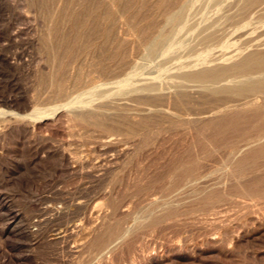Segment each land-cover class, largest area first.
Returning a JSON list of instances; mask_svg holds the SVG:
<instances>
[{
    "label": "rangeland",
    "instance_id": "rangeland-1",
    "mask_svg": "<svg viewBox=\"0 0 264 264\" xmlns=\"http://www.w3.org/2000/svg\"><path fill=\"white\" fill-rule=\"evenodd\" d=\"M184 1L180 8L182 0H143V5L132 0L135 8L118 16L108 32L101 11L94 10L95 2L81 1L92 10L84 16V25L72 27L64 12L56 19L52 64L43 43L46 23L39 0H0V110L21 115L20 119L0 114V264H264V111H233L238 102L228 98L232 106L220 116L197 104L194 80L179 78L191 70L192 62L206 58L184 42L216 30H222L227 44L244 38L264 41V18L254 12L241 24L226 20L214 26L234 0ZM182 11L183 24L169 47H158L156 52L145 49L151 35L169 28L167 18ZM128 20L134 29L127 28ZM51 71L65 90L56 103L51 96L55 85L48 83ZM152 73L169 92H183L177 98L189 99L192 105L180 113L166 103L151 105L145 99L158 93L144 87L153 83ZM83 76H89L88 80ZM246 76L251 78L247 82L259 80L253 73ZM235 77L223 78L219 86L246 82ZM92 81L100 87L85 91ZM70 87L75 88L72 95L67 92ZM120 96L131 98L128 109L120 112L122 116L106 109L103 118L106 124L118 122L121 131L72 120L70 113H78L74 110L86 111L91 108L88 104L94 106L102 97L108 101ZM68 99L82 106L72 101L71 108L52 116L53 107ZM132 113L147 118L137 135L123 132ZM165 114L175 120L166 119ZM140 210L148 211L151 218L137 219Z\"/></svg>",
    "mask_w": 264,
    "mask_h": 264
},
{
    "label": "bare ground",
    "instance_id": "bare-ground-1",
    "mask_svg": "<svg viewBox=\"0 0 264 264\" xmlns=\"http://www.w3.org/2000/svg\"><path fill=\"white\" fill-rule=\"evenodd\" d=\"M81 1H88L91 2V0H39V9L42 11V16L43 17V20H45L44 23H46V28L44 30V34L45 35V39L43 38V36H41L44 40H43V43L44 45L46 46V50H48L49 54H50V62L53 64L56 59L55 58V53L53 52V46H54V42L52 41V38L55 36L54 33H56V31L58 30L57 28V22H56V19L57 17L62 13V16H63V12H64V15L65 17H67V23L70 22L71 26L75 27V26H79L81 27L82 25H84L86 23V21L84 22L83 18L84 16L88 14L89 11H92V10H89L88 11V7L87 5L84 6L82 4ZM132 0H92V2H95V8L94 10H100L101 11V15L104 19V22L103 23H106L105 24V32H108L107 30H110V28L118 21L117 20V17L118 16H122V13H125L127 12L129 9L133 8L135 5L131 2ZM140 2L143 1V0H139ZM157 1V0H156ZM173 1H178V0H173ZM197 1V0H196ZM211 1V0H210ZM228 1V0H227ZM30 2V0H29ZM187 1H184L182 0V2L180 3V8H183L185 6ZM202 2V1H201ZM208 2V1H207ZM217 2V0H216ZM222 2V0H221ZM142 3V2H141ZM155 3V1L153 2ZM215 3V2H214ZM220 2L216 3L219 4ZM226 3V2H225ZM224 3V4H225ZM167 4V2L165 1V5ZM208 4V3H207ZM89 5V3H88ZM139 7L141 4H138ZM143 5V3H142ZM153 5V4H152ZM164 5V6H165ZM193 5V4H192ZM163 4H160L159 7L160 8H164ZM167 6V5H166ZM165 6V7H166ZM87 7V8H86ZM138 7V8H139ZM193 7V6H191ZM190 7V8H191ZM221 7V6H219ZM92 8V6H91ZM90 8V9H91ZM135 8V7H134ZM137 8V10H138ZM189 8V9H190ZM93 9V8H92ZM140 9V8H139ZM219 9V8H217ZM135 10V11H137ZM145 10H148L145 8ZM183 10H186L185 8ZM141 11V10H140ZM155 11V10H154ZM161 11V10H160ZM164 11V9H163ZM167 11V10H166ZM216 11V10H214ZM218 11V10H217ZM216 11V13H217ZM185 11H182L181 13L177 14V15H173L171 17H168L167 18V21H171V24L169 26V28L164 31V32H157V33H152L153 35H151L150 37V40L147 41V45L145 47V49H148V50H151L153 52H156L157 51V48L158 47H162V46H165L167 47L172 41V37L176 36L175 34L179 31V29L181 28V25L183 24V20H184V13ZM220 12V11H219ZM257 13L260 15V18L263 19L264 18V0H234L231 5L228 6V9L226 11V14L225 15H222L220 16L218 19L215 20L214 22V26H219V25H222L226 20H231L235 25H238V24H241L243 23L247 17L251 14V13ZM135 12H133L134 14ZM139 13V12H138ZM136 12V14H138ZM161 13V12H160ZM163 13V12H162ZM204 13V12H203ZM215 13V14H216ZM218 14V13H217ZM216 14V15H217ZM220 14V13H219ZM222 14V13H221ZM99 15V14H98ZM166 15V14H165ZM203 15V14H202ZM202 15L200 17H202ZM206 15V14H205ZM256 15V14H255ZM85 16V17H86ZM120 16V17H121ZM156 16V15H154ZM94 17V16H93ZM130 18L132 17L133 19V15L132 16H129ZM141 17H142V14H141ZM160 17V16H158ZM60 18V16H59ZM100 18V17H99ZM146 18V17H145ZM148 18V16H147ZM63 18H61V21H62ZM94 19V18H92ZM139 21H141L140 18H138ZM143 19V18H142ZM42 20V21H43ZM88 20V19H87ZM131 20V19H130ZM128 20V21H130ZM145 20V19H144ZM201 20V19H200ZM132 21V20H131ZM129 23V25L127 24V28L130 29H134L135 28V24L133 23ZM59 22V21H58ZM92 22V21H91ZM91 22L89 24H91ZM199 22V21H198ZM250 22V20H249ZM124 23H125V20H124ZM136 23V21H135ZM138 23V22H137ZM136 23V24H137ZM155 23V21L153 22ZM204 23V22H203ZM202 23V24H203ZM206 23V22H205ZM102 24V22H101ZM156 24V23H155ZM155 24H153L152 26H154ZM201 24V25H202ZM66 25V24H65ZM99 25V24H98ZM119 25V24H118ZM144 25V24H143ZM142 25V26H143ZM147 25V24H146ZM246 25H248L246 23ZM96 26V24H95ZM101 26V25H100ZM150 26V23L147 25L146 28H149ZM41 27V26H40ZM94 27V26H93ZM92 27V28H93ZM118 27V26H117ZM117 27L115 28V30L117 29ZM64 28V27H63ZM69 29V27H67ZM99 28V27H98ZM97 28V29H98ZM152 28V27H151ZM150 28V29H151ZM75 29V28H73ZM90 29V28H89ZM88 29V30H89ZM120 29V28H119ZM123 29V28H122ZM148 29V30H150ZM244 29V28H242ZM241 29V30H242ZM250 29V28H249ZM262 29V28H261ZM118 30V29H117ZM146 30V29H144ZM147 30V31H148ZM63 31V30H62ZM86 31V28L84 30V32ZM97 31V30H96ZM119 31V30H118ZM126 31V30H125ZM140 31H143V28L140 29ZM139 31V34L142 35L144 34V31L143 33L141 34ZM89 32V31H88ZM93 32V31H92ZM100 32V30H99ZM115 35L118 34L117 31H115ZM124 32V31H123ZM228 32V31H227ZM226 32V33H227ZM243 32V31H242ZM246 32V31H245ZM261 32V31H260ZM71 33V32H70ZM73 33L75 34V31H73ZM81 33V32H80ZM125 33V32H124ZM128 31L125 33L127 35ZM239 33V32H238ZM66 34V33H65ZM68 34V33H67ZM88 34V33H87ZM90 34V33H89ZM109 33H107L108 35ZM235 34V33H234ZM237 34V33H236ZM243 33H241L242 35ZM54 35V36H53ZM101 35V34H100ZM188 35V34H187ZM192 35V34H191ZM239 36H241L240 34H238ZM237 35V36H238ZM76 36V35H75ZM88 36V35H86ZM121 36V35H120ZM139 36V35H138ZM238 36V38H239ZM66 37V36H65ZM131 37V36H130ZM140 37V36H139ZM140 37V38H141ZM236 37V35H235ZM260 37V35H259ZM263 37V35H262ZM61 38V37H60ZM74 38V37H73ZM106 37H104L105 39ZM122 38V37H121ZM145 38V37H144ZM149 38V37H148ZM229 38V36L227 37ZM58 39V38H57ZM72 39V38H71ZM110 39V38H109ZM136 39V37H135ZM146 39V38H145ZM187 39V38H186ZM191 39V38H190ZM64 39H62L63 41ZM73 40V39H72ZM78 40V39H77ZM112 40V39H111ZM110 40V41H111ZM114 40V39H113ZM123 41L125 40L122 39ZM139 40V38H138ZM137 40V41H138ZM141 40V39H140ZM184 40V39H183ZM189 40V39H187ZM231 40V38H230ZM239 40V39H238ZM92 41V40H91ZM107 41V40H106ZM144 41V40H143ZM234 41V40H233ZM84 42V41H83ZM104 42V40L102 41ZM112 42V41H111ZM110 42V43H111ZM61 43V42H59ZM89 43V42H88ZM109 43V44H110ZM35 44V43H34ZM41 44V43H40ZM53 44V46H52ZM72 44V43H71ZM76 44V43H75ZM79 44V42H78ZM118 44V43H117ZM131 44V43H130ZM139 44H142V43H139ZM177 44V43H176ZM42 45V44H41ZM57 45V44H56ZM62 45V44H60ZM66 45V44H65ZM70 45V44H69ZM87 45V44H86ZM127 45V44H126ZM137 45V43H136ZM181 45V44H179ZM183 45V44H182ZM184 45L186 48L190 49V50H194L195 52H198L200 55H203V56H206V58L204 60H196L194 62L191 63V70L190 71H186L184 72L183 74L180 75L179 78H189V79H192L194 80V82L196 83V88L198 89V92H197V97H198V100H197V104L200 105V106H203V107H206V108H209L210 111H217L219 112L220 116H224L227 111H225V109H227V107H231L232 105H228L227 102H229L228 98L230 99H236L234 100V102H238L237 104L233 105V111H236V112H241V111H251V110H255V111H258V110H261V111H264V41H261V40H254V39H249V38H244L243 41H241L240 43H237V42H232V43H229L227 44L225 41H224V38H223V32L222 30H216L214 32H202L200 33L197 37H195L194 39H191L190 41L188 42H184ZM101 46V45H99ZM110 46V45H109ZM134 46V45H133ZM142 46V45H141ZM175 46V45H173ZM44 47V46H43ZM60 47V46H59ZM65 47V46H64ZM169 47V46H168ZM172 47V46H171ZM56 48V47H55ZM54 48V49H55ZM114 48V47H113ZM133 49V47H131ZM138 48V47H137ZM68 49V48H67ZM115 49V48H114ZM118 49V48H117ZM130 49V48H129ZM132 49H130L132 51ZM136 49V47H135ZM107 50V49H106ZM112 50V49H111ZM172 50V49H171ZM219 50V51H217ZM79 51V50H78ZM82 51V50H81ZM99 51V50H98ZM124 51V50H123ZM145 51V50H144ZM166 51V50H165ZM175 51V50H173ZM172 51V52H173ZM114 52V50H113ZM171 52V51H170ZM169 52V53H170ZM171 52V53H172ZM77 53V52H76ZM92 53V52H91ZM112 53V51H111ZM142 53V52H141ZM166 53V52H165ZM168 53V54H169ZM170 53V54H171ZM188 53V52H187ZM190 53V52H189ZM63 54V53H62ZM94 54V53H93ZM144 54V53H143ZM192 54V53H191ZM73 55V54H72ZM101 55V54H100ZM141 55V54H140ZM157 55V54H156ZM160 55V54H159ZM162 55V54H161ZM167 55V54H166ZM190 55V54H189ZM99 56V55H98ZM121 56V55H120ZM191 56V55H190ZM96 57V55H95ZM110 57V56H109ZM123 58V56H121ZM142 57V56H141ZM159 57V56H158ZM157 57V58H158ZM194 57V56H193ZM199 57V55L197 56ZM60 58V57H59ZM120 58V57H119ZM151 58V57H150ZM192 58V56H191ZM190 58V59H191ZM91 59V58H90ZM98 59V58H97ZM138 59V58H137ZM156 59V58H155ZM168 59V58H167ZM8 60V59H7ZM58 60V58H57ZM92 60V59H91ZM95 60V59H94ZM140 60V59H139ZM138 60V61H139ZM171 60V59H170ZM63 61V60H61ZM70 61V59L68 60ZM81 61V60H80ZM83 61V60H82ZM89 61V60H88ZM96 61V60H95ZM119 61V60H118ZM137 61V62H138ZM147 61V60H145ZM152 61H154V59H152ZM156 61V60H155ZM154 61V62H155ZM158 61V60H157ZM166 61V60H165ZM186 60H183L182 62H184ZM84 62V61H83ZM82 62V63H83ZM140 62V61H139ZM142 62V61H141ZM73 63V62H72ZM90 63V62H89ZM87 63V65L89 64ZM126 63V62H125ZM131 63V62H129ZM128 63V64H129ZM144 63V61H143ZM59 64V63H58ZM57 64V65H58ZM68 64V63H67ZM95 64V63H94ZM100 64H102L100 62ZM139 64V63H138ZM147 64V62H146ZM174 64V63H173ZM51 65V64H50ZM49 65V66H50ZM150 65V64H148ZM147 65V66H148ZM48 65L46 66L47 69L49 67ZM60 66V64H59ZM137 66V65H136ZM147 66H145V68H147ZM151 66V65H150ZM155 66V64H154ZM169 66V65H167ZM52 67V66H50ZM58 67V66H57ZM80 67H83V66H80ZM106 67V66H105ZM113 67V65H112ZM115 67V66H114ZM113 67V68H114ZM121 67V66H119ZM143 67V66H142ZM79 68V67H78ZM89 66L87 67V70H88ZM92 68V67H91ZM135 68V65L134 67H132V69L134 70ZM161 68V67H160ZM163 68V67H162ZM57 69V68H55ZM54 69V70H55ZM64 69H67L66 67ZM63 69V71H64ZM84 69V67H83ZM142 69V68H140ZM144 69V68H143ZM187 69V68H186ZM52 70V69H51ZM76 70V69H75ZM79 70V69H78ZM92 70V69H90ZM89 70V71H90ZM137 69H135L136 71ZM47 71V70H46ZM50 71V70H49ZM70 71V70H69ZM87 71V73L89 72ZM103 71V70H102ZM110 71V70H109ZM124 71V70H123ZM130 71V70H129ZM142 71V70H141ZM157 71V70H155ZM174 71V70H173ZM179 71H182V70H179ZM178 71V72H179ZM57 72V71H56ZM66 72V71H64ZM77 72V71H76ZM75 72V73H76ZM81 72V71H79ZM86 72V71H85ZM137 73H139V71L137 70L136 71ZM160 72V71H159ZM158 72V73H159ZM176 72V71H175ZM44 73V72H43ZM47 73V72H46ZM52 73V74H51ZM51 77L50 80H49V85L53 86L55 85V89L53 90V92H51V96H53V98H55L54 100H59L61 99V97L63 96L64 97V88L62 86V80L58 82V79L57 81H55L54 79V74L53 72L51 71ZM55 73V72H54ZM63 73V72H62ZM68 72H66L65 74H67ZM78 73V72H77ZM76 73V74H77ZM109 73V72H107ZM121 73V72H120ZM132 73V72H131ZM134 73V72H133ZM173 73V72H172ZM247 73H253L254 75L256 74L258 77H259V80L257 81H254V82H247V80L251 79L246 76ZM60 74V73H59ZM75 74V75H76ZM86 73H84L85 75ZM94 74V73H92ZM144 74V72H143ZM148 74V73H147ZM155 73H152V76H154ZM169 74V73H167ZM47 75V74H46ZM61 75V74H60ZM64 75V74H63ZM72 75V74H71ZM70 75V76H71ZM107 75V74H106ZM110 75V74H109ZM133 75V74H131ZM136 75V73H135ZM149 75L151 76V74L149 73ZM157 75V73H156ZM163 75V74H162ZM231 75H236L237 77L234 78L235 81L237 80H243V81H246L244 84L242 85H232V86H219L221 83V80L227 76H231ZM57 76V75H56ZM65 76V75H64ZM63 76V77H64ZM69 75L67 76L70 77ZM78 76V79L81 80L82 77L80 76V74H77ZM108 76V75H107ZM137 76V75H136ZM140 76V75H139ZM145 76V75H144ZM164 76V75H163ZM178 77V75H176ZM44 77V76H43ZM60 78H62L61 76H58ZM86 78V76H83ZM93 79L95 80L94 78V75L92 76ZM116 77V76H115ZM118 77V76H117ZM120 77V75H119ZM124 77V76H123ZM130 77V76H128ZM148 77V76H147ZM155 77V78H154ZM152 79L153 83L149 86H145L144 89L146 90H152V91H155L156 93H158L156 96L154 97H150V98H146L145 100L149 101V103H151V105H155L156 103H166L168 105H170L171 107H173V110L171 109V111H175V112H179L180 110H184L186 108H188L190 105H192V101L189 100V99H178L177 97L182 94L183 92H180L178 89V91H172V92H169L168 88L166 87V84L163 82H161L158 77L157 79V76H154ZM172 77V76H171ZM252 77V76H251ZM47 78V77H46ZM66 78V79H67ZM74 78V77H73ZM72 78V79H73ZM89 78V76H88ZM88 78H86L88 80ZM96 78H97V74H96ZM114 78V77H113ZM127 78V76H126ZM140 78V77H138ZM152 78V77H151ZM254 78V77H253ZM49 79V78H48ZM63 79V78H62ZM75 79H77V77L75 76ZM74 79V80H75ZM84 79V78H83ZM114 79H117V78H114ZM119 79V78H118ZM125 79V78H124ZM123 79V80H124ZM130 79V78H129ZM169 79V78H168ZM175 79V78H173ZM231 79V78H230ZM255 79V78H254ZM85 80V79H84ZM92 80V79H90ZM111 80L108 79V81ZM120 80V79H119ZM122 80V81H123ZM128 80V79H127ZM132 80V79H130ZM138 80V79H136ZM143 80V79H142ZM176 80V79H175ZM48 81V80H47ZM46 81V82H47ZM67 81V80H66ZM76 81V80H75ZM106 81V80H105ZM108 81H106L105 83L108 84ZM117 81V80H116ZM114 81V82H116ZM125 81V80H124ZM140 81V80H139ZM167 81V80H166ZM177 81V80H176ZM229 83H231L233 81L232 80H229ZM228 81H225V82H222V83H227ZM231 81V82H230ZM39 82V81H38ZM45 81L43 80V83ZM45 82V83H46ZM64 82V80H63ZM78 82V81H77ZM80 82V81H79ZM78 82V83H79ZM86 82V81H84ZM83 82V83H84ZM88 82V81H87ZM93 82V81H92ZM89 85V87L87 86V88L83 86V88L85 87L86 89H84L85 91L86 90H90L92 89L91 92H94L93 90H96V89H93V88H96L97 86H99V82L98 83H95L93 82ZM110 82V81H109ZM113 82V81H112ZM111 82V83H112ZM113 82V83H114ZM141 82V81H140ZM146 82V81H144ZM151 82V81H150ZM47 83V84H48ZM120 83V81H119ZM129 83V82H128ZM143 83V82H142ZM169 83V82H168ZM178 83V82H177ZM220 83V84H219ZM233 83V82H232ZM237 83V82H236ZM46 84V86H47ZM65 84V83H64ZM63 84V85H64ZM81 84V82H80ZM78 85V86H81V85ZM86 84V83H85ZM127 84V82H126ZM125 84V86H126ZM141 84V83H140ZM40 85V84H38ZM45 85V84H44ZM71 85V83H70ZM88 85V83H87ZM109 85V84H108ZM138 85V84H137ZM143 85V84H142ZM141 85V86H142ZM146 85V84H145ZM186 85V84H185ZM194 85V84H192ZM192 85H187V86H192ZM73 86V85H71ZM114 86V85H113ZM116 86V85H115ZM123 86V87H125ZM129 86V85H127ZM45 87V86H44ZM43 86L41 87V90L42 88H44ZM76 88V84L74 86ZM100 87V86H99ZM111 87V86H110ZM118 87V86H117ZM140 87V86H139ZM53 88V87H52ZM71 88V87H70ZM73 88V89H75ZM78 88V91L79 90H82L81 88L82 87H77ZM80 88V89H79ZM195 88V89H196ZM49 89V88H48ZM72 89V88H71ZM67 91L69 93H71L72 95V91ZM122 91H123V88H121ZM130 89V88H129ZM143 89V88H142ZM194 89V88H193ZM47 90V89H46ZM70 90V89H69ZM128 90V89H127ZM184 90V89H183ZM39 90H37L36 92H38ZM51 90H49L50 92ZM77 89H76V92L78 93ZM83 91V90H82ZM83 91V92H85ZM43 92V91H42ZM41 92V93H42ZM48 92V91H47ZM48 92V93H49ZM82 92V93H83ZM141 92V91H140ZM144 92V91H143ZM151 92V91H150ZM66 93V92H65ZM68 93V94H69ZM76 93V94H77ZM80 93V92H79ZM87 94V92H85ZM84 93V94H85ZM90 93V92H89ZM118 93V92H116ZM138 93V92H137ZM46 94V93H45ZM43 94V95H45ZM74 94H75V91H74ZM81 95V97L85 96V95ZM105 94V93H104ZM130 94V93H129ZM187 94V93H185ZM184 94V95H185ZM37 95V94H36ZM39 95V94H38ZM42 95V96H43ZM50 95V93H49ZM48 95V98L50 97ZM79 95V94H78ZM88 95V94H87ZM86 95V96H87ZM111 95H115V93L111 94ZM118 95V94H117ZM134 95V93L132 94ZM41 96V94H40ZM67 93L65 95V99L67 98ZM74 96V95H73ZM80 96V95H79ZM89 96V95H88ZM87 96V97H88ZM116 96V95H115ZM141 96V95H140ZM151 96V95H150ZM153 96V95H152ZM121 97V96H120ZM143 97V96H142ZM38 98V97H37ZM41 98V97H40ZM75 98H78L77 95H75ZM73 97V99H75ZM86 98V97H85ZM114 98V97H113ZM257 98H260L262 101L261 102H258L256 101ZM6 99V98H5ZM9 99V98H8ZM47 99V98H46ZM71 99V98H70ZM70 99L68 100H64L63 102L61 101V103L57 104L56 106L53 107L52 109V113L53 114L52 116H54L55 114L58 115V113L62 110V109H66L68 108L69 106H71V102L74 101H70ZM80 99V98H79ZM106 99V98H105ZM105 99L100 98L99 100H101V102H98L96 103V105L92 106V104H88L87 106H91L90 109H87L86 111H82V112H79V111H76L74 110L75 112H78V113H70L72 114L71 117H72V120L74 121H77L79 123H83V124H87V125H91V126H94V127H99V128H103V129H108V130H120L121 131V127L119 125V123L115 122V124H106L104 119L103 118V111L104 110H108L110 111V109H112V111L115 110V112L119 115V116H122L123 114H120V112H123V110H126L128 109L129 105L128 102L130 101L131 102V98H127L126 97H117L116 99L117 100H114V99H109L108 101H105ZM133 99V98H132ZM10 100V99H9ZM8 100V102H9ZM31 100V99H30ZM52 100V99H51ZM57 100L55 101V103L57 102ZM82 100V99H80ZM107 100V99H106ZM45 101V99L43 100ZM47 101V100H46ZM105 101V102H104ZM140 101V100H139ZM231 101V100H230ZM4 102V101H3ZM35 102V101H34ZM33 102V103H34ZM40 102V99L38 102L36 103H39ZM49 102V101H48ZM47 102V104H48ZM76 102V101H74ZM86 102V101H85ZM92 102V101H91ZM94 102V101H93ZM92 102V103H93ZM97 102V101H96ZM42 105L44 102H41ZM78 104V102H76ZM76 103H73L74 105ZM88 103V102H87ZM86 103V104H87ZM40 104V103H39ZM38 104V105H39ZM46 104V103H45ZM51 104V103H50ZM85 104V105H86ZM94 104V103H93ZM132 104V103H131ZM145 104V103H144ZM38 105H36L37 107H39ZM49 105V104H48ZM82 106V104H80ZM78 104V106H80ZM84 105V103H83ZM84 105V106H85ZM134 105V104H133ZM157 105V104H156ZM228 105V106H226ZM8 106V105H7ZM33 106V105H32ZM35 106V107H36ZM73 106V105H72ZM159 106V105H158ZM11 107V106H10ZM34 107V106H33ZM138 107V106H137ZM71 108V107H69ZM79 108V107H78ZM143 108V107H142ZM1 109V108H0ZM8 109V108H7ZM17 109V107H16ZM32 109V108H31ZM73 109V108H72ZM85 109V107H84ZM159 109V108H158ZM166 109V107H165ZM170 109V108H169ZM223 109V111H222ZM229 109V108H228ZM231 109V108H230ZM5 110V109H4ZM4 110H0V114H10L13 115L14 117L15 116H20V119H21V115H18L17 113L13 112L12 110L11 111H4ZM68 110V109H67ZM140 111L141 109H138V108H135V111ZM149 110V109H148ZM128 111V110H127ZM169 111V110H168ZM31 112V111H30ZM33 112H36V109H33ZM131 112V111H130ZM134 112V111H133ZM180 113V112H179ZM182 113V112H181ZM189 113V112H188ZM255 113V112H254ZM20 114V113H19ZM44 114V113H43ZM110 115V113H108ZM115 114V113H113ZM151 114V113H150ZM174 114V113H173ZM203 114V113H202ZM259 114V113H258ZM262 114V113H261ZM264 114V113H263ZM36 115V114H35ZM38 115V114H37ZM48 115V114H47ZM157 115V114H155ZM212 115V114H211ZM210 115V116H211ZM6 116V115H4ZM12 116V117H13ZM26 116H28V114L26 113V115H22L23 118H26ZM31 118H32V115H30ZM29 116V117H30ZM39 117L41 115H38ZM51 116V115H50ZM112 116V115H111ZM115 116V115H114ZM128 116V115H127ZM126 116V117H127ZM130 116V120L126 123V128L124 129L123 132H125L127 135H134V134H140V130L142 127H144L147 123V118L141 116L140 114H137V113H132V115H129ZM179 116V115H178ZM207 116V115H206ZM2 117V115H1ZM34 117V116H33ZM56 117V116H55ZM163 117H165L166 119H170V120H175V118L172 117V115L170 114H165L163 115ZM181 117V116H180ZM203 117V116H202ZM22 118V119H23ZM30 118V119H31ZM42 118V116H41ZM53 118V117H52ZM190 118V117H188ZM200 118V117H199ZM36 119V118H35ZM38 119V118H37ZM6 120H7V117H6ZM29 120V119H28ZM33 120V119H32ZM48 120V119H47ZM109 120V119H108ZM113 120V119H112ZM159 120V119H158ZM8 121V120H7ZM51 121V119H50ZM69 121V120H68ZM152 121V119L150 120ZM2 122V120H1ZM6 122V121H5ZM9 122V121H8ZM7 122V123H8ZM34 122V120H33ZM38 122V121H37ZM149 122V120H148ZM151 123V122H150ZM148 126V125H147ZM160 126V125H159ZM261 127V126H259ZM32 129V128H31ZM144 129V128H143ZM1 130V129H0ZM28 130V129H27ZM263 132V131H261ZM88 133V132H86ZM145 133V132H144ZM262 134V133H261ZM102 135V134H101ZM252 135V134H251ZM143 136V135H142ZM254 136V135H252ZM251 136V137H252ZM145 137V136H144ZM250 137V138H251ZM258 137V136H257ZM256 137V139H258ZM169 138V137H168ZM248 138V139H250ZM254 138V137H253ZM264 138V137H263ZM92 139V138H91ZM190 140V139H189ZM260 141V140H259ZM262 141V140H261ZM262 144V143H261ZM263 145V144H262ZM261 145V146H262ZM249 145L247 144L246 147H248ZM253 146V144H252ZM76 147V146H75ZM127 147V146H126ZM254 147V146H253ZM253 150V149H252ZM255 150V148H254ZM248 152V151H247ZM98 154V153H97ZM248 154V153H247ZM258 154V153H257ZM261 155V153H260ZM222 158V157H221ZM152 162V161H151ZM107 163V162H106ZM90 169V168H89ZM224 169V168H223ZM227 169V168H226ZM79 176V175H78ZM203 180V179H202ZM236 180V179H235ZM132 182V181H131ZM155 192V191H154ZM153 192V193H154ZM136 218L139 219V220H147L149 218H151V214L148 212V211H145V210H140L138 211L137 215H136ZM129 229V228H128ZM58 235V234H57ZM56 235V236H57ZM56 238V237H55ZM118 241V240H117ZM116 241V242H117Z\"/></svg>",
    "mask_w": 264,
    "mask_h": 264
}]
</instances>
